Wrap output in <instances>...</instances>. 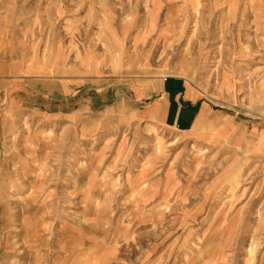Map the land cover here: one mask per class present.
Returning a JSON list of instances; mask_svg holds the SVG:
<instances>
[{"label":"rangeland","instance_id":"obj_1","mask_svg":"<svg viewBox=\"0 0 264 264\" xmlns=\"http://www.w3.org/2000/svg\"><path fill=\"white\" fill-rule=\"evenodd\" d=\"M0 64V264H264V0H0Z\"/></svg>","mask_w":264,"mask_h":264},{"label":"crops","instance_id":"obj_2","mask_svg":"<svg viewBox=\"0 0 264 264\" xmlns=\"http://www.w3.org/2000/svg\"><path fill=\"white\" fill-rule=\"evenodd\" d=\"M0 64V112L19 104L27 107L43 108L39 99L46 98L27 84L12 80L11 74ZM149 112L165 125L182 130L191 129L204 116L210 107L196 92L179 77H165L152 85Z\"/></svg>","mask_w":264,"mask_h":264}]
</instances>
